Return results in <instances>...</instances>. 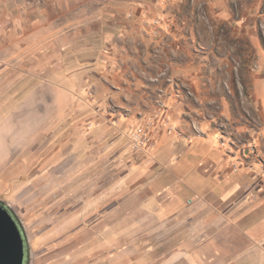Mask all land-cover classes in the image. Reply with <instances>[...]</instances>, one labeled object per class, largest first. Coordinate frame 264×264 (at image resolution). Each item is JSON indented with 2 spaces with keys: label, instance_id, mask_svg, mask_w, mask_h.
I'll list each match as a JSON object with an SVG mask.
<instances>
[{
  "label": "crops",
  "instance_id": "crops-1",
  "mask_svg": "<svg viewBox=\"0 0 264 264\" xmlns=\"http://www.w3.org/2000/svg\"><path fill=\"white\" fill-rule=\"evenodd\" d=\"M206 10L218 20L232 17L225 0H0V193L18 189L14 180L33 161L30 152L36 146L44 149L47 131H54V146H63L60 131L77 115H85L82 122L101 121L88 130L89 143L102 142L109 152L126 145L127 129L138 123L139 106L124 99L141 100V93L147 99L148 91L157 89L151 79L160 80L171 100L176 95L166 78L180 80L195 98H204L199 84L207 80L206 62L200 50L174 41L184 36L187 19L203 18ZM235 29L255 34L247 24ZM94 103L97 116L91 111ZM69 127L75 132L66 147H75L80 125ZM170 127L147 156L129 155L127 160L118 153L108 155L117 164L112 172L126 168L127 179L140 184L127 193L130 204L119 198L112 205L116 212L100 221L102 227L119 230L109 244L132 238L138 243L149 228L150 235L171 237L173 258H188L193 264L223 260V251L237 257L238 241L242 248H263L264 191L259 187L264 158L246 153L215 131L203 136L182 133L179 138L172 121ZM126 146L125 156L128 142ZM62 153H55L52 162L60 161ZM123 185L103 193L126 194ZM127 226L133 227L128 236ZM108 229L110 235L113 230ZM118 252L114 263L133 258L134 264H146L135 250Z\"/></svg>",
  "mask_w": 264,
  "mask_h": 264
},
{
  "label": "rangeland",
  "instance_id": "rangeland-1",
  "mask_svg": "<svg viewBox=\"0 0 264 264\" xmlns=\"http://www.w3.org/2000/svg\"><path fill=\"white\" fill-rule=\"evenodd\" d=\"M225 1L233 18L218 20L212 17L211 10H206L207 15L203 18L183 21L185 34L174 41L190 50H200L206 62L203 72L207 80L199 84L204 98H195L180 80L166 78V84L176 95L171 100L165 96L158 78H142L150 80L157 89H154L155 94L149 90L147 99H144V93L139 94L140 98L143 97L141 100L132 97L124 99L126 103L133 105L136 102L134 105L138 103L139 106L136 114L138 123L127 129L126 139L137 125L153 121L159 126L160 121L166 119L168 124L159 129L157 136L163 129H171L172 121L179 138L182 133L203 136L215 131L227 141L235 142L240 149L247 150L246 153L252 152L259 160L264 158V0ZM238 24L254 26L255 34L237 32L235 26ZM190 28L195 29L192 35ZM130 53L133 51L130 50ZM164 53L161 51L160 54ZM93 105L91 111L97 116L99 113L95 103ZM48 106L52 103L47 105V120L51 117ZM86 116H90L89 113ZM84 117L77 115L68 123L80 125L76 130L79 133L76 136L77 146L66 147L70 144V134L75 132H69L68 124L60 131L62 147L54 146V131H47L44 149L39 151L38 146L33 147L35 150L30 152L33 161L27 169H23L22 175H16L14 181L19 184L18 189L11 194L0 193V198L14 208L13 213L23 229L29 264H117L112 258L124 249L144 255L143 263L146 264L149 261L153 262L150 264H193L188 258H173L176 252L171 237L150 235L149 228L138 243H134L132 238L120 243L110 241L109 244V240L117 238L119 230L113 226L109 229L102 227L100 221L116 212L112 205L119 198L125 197V202L130 204L132 199L127 193L133 194L140 184H133L127 179L126 168L120 169L122 173L112 172L117 164L108 161V155L116 153L123 158L133 156L129 145L125 156L128 139L126 145L124 143L111 152L104 148L102 142L89 143L88 130L92 125H101V121L82 122ZM115 137H118L117 133ZM60 150L63 152L60 161L52 162L55 153ZM121 182H125L121 192L125 190L126 194L108 196L103 193L108 187L117 188ZM107 229L113 230L110 235ZM125 229L127 236L129 232L132 234V226ZM237 244V257L229 258V251H223V260L206 259L203 264H264V247L261 248V244L254 245V248H242L240 241ZM206 245V250L211 251L210 244L206 242ZM129 257L134 255L131 253ZM124 264H134L133 258L127 259Z\"/></svg>",
  "mask_w": 264,
  "mask_h": 264
},
{
  "label": "water",
  "instance_id": "water-1",
  "mask_svg": "<svg viewBox=\"0 0 264 264\" xmlns=\"http://www.w3.org/2000/svg\"><path fill=\"white\" fill-rule=\"evenodd\" d=\"M23 240L16 221L0 202V264H22Z\"/></svg>",
  "mask_w": 264,
  "mask_h": 264
},
{
  "label": "built area",
  "instance_id": "built-area-1",
  "mask_svg": "<svg viewBox=\"0 0 264 264\" xmlns=\"http://www.w3.org/2000/svg\"><path fill=\"white\" fill-rule=\"evenodd\" d=\"M160 122V125L157 126L153 121H148L137 125L129 132L127 139L133 156L142 157L150 154L156 145L159 129L168 124L166 119H162ZM243 158L245 157L243 156ZM259 190L264 191L263 182H260Z\"/></svg>",
  "mask_w": 264,
  "mask_h": 264
},
{
  "label": "flooded vegetation",
  "instance_id": "flooded-vegetation-1",
  "mask_svg": "<svg viewBox=\"0 0 264 264\" xmlns=\"http://www.w3.org/2000/svg\"><path fill=\"white\" fill-rule=\"evenodd\" d=\"M2 206L9 212V214L13 217V219L16 221V223L19 227V230L21 232V237L23 240V261H22V264H29L30 258H29V254H28L27 243H26L24 232H23V229L20 225V222H19L18 218L16 217V215L7 206H5V205H2Z\"/></svg>",
  "mask_w": 264,
  "mask_h": 264
}]
</instances>
